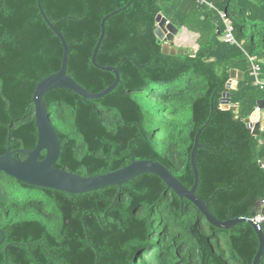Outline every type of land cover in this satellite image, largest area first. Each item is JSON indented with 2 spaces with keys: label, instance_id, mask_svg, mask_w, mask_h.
Here are the masks:
<instances>
[{
  "label": "trees",
  "instance_id": "16d2710c",
  "mask_svg": "<svg viewBox=\"0 0 264 264\" xmlns=\"http://www.w3.org/2000/svg\"><path fill=\"white\" fill-rule=\"evenodd\" d=\"M39 3L69 47L67 74L92 93L115 80L113 72L91 62V55L102 18L123 8L105 21L96 55L98 64L118 67L117 86L97 99L66 88L44 95L62 146L56 167L92 176L134 159H151L191 188V151L204 126L195 154L196 194L204 200L214 194L207 206L220 220L259 213L264 129L253 135L245 119L264 100V88L253 84L249 59L256 58L264 79V0ZM219 11L233 21L239 45L221 39ZM158 13L194 34L187 52L162 51L155 34ZM62 54L38 0H0V155L8 145L35 147L33 93L38 82L60 69ZM232 69L242 71L243 78L229 89L231 106L224 109L221 99ZM0 230L5 236L0 264H252L258 249L251 224L214 227L152 173L121 187L73 194L29 185L0 171Z\"/></svg>",
  "mask_w": 264,
  "mask_h": 264
},
{
  "label": "water",
  "instance_id": "95a60500",
  "mask_svg": "<svg viewBox=\"0 0 264 264\" xmlns=\"http://www.w3.org/2000/svg\"><path fill=\"white\" fill-rule=\"evenodd\" d=\"M38 8L47 24L59 37L63 46L61 66L58 71L48 75L40 82H38L33 93L34 115L38 136L35 147L33 149H11L10 145H8L6 152L0 155V171H3L7 175L14 177L18 181L29 185L51 188L73 194L84 193L100 189L109 185H117L121 187L123 183L135 178L140 174L152 173L160 177L167 185V188L175 192L182 200L187 199L191 203H193L205 216L206 220L214 227L229 229L240 222H247L251 224L252 227L255 229V232L258 237V249L256 251L252 264H259L260 259L264 254V233L261 229L256 228V223L252 219L242 216L220 220L209 210L207 206V202L213 197L214 194L208 200H204L196 194V190L199 185L200 175L195 161V154L197 148L202 146L198 138L204 126L197 131L194 139V145L191 151L190 162L194 175V182L191 188H187L176 176L173 175L171 170H169L161 162L151 159H134L130 164L122 168L92 176H82L68 171L65 168H59L55 166V163L59 158L62 146L58 138L57 130L55 129L50 119L48 108L44 100V95L48 91L53 89L66 88L78 93L84 98L97 99L111 92L117 86L120 80L118 67H115L113 65L103 66L98 64L96 61V55L98 53L101 41L105 35V21L110 16L121 11L123 8L117 9L105 15L101 20V34L93 49L91 55V62L97 68L113 72L115 75V80L107 88L95 93L86 90L69 74H67V62L69 53V47L67 45V42L62 33L46 16L45 12L41 8L39 0ZM156 25L157 27L155 30V34L158 39L162 41V51L164 53H169L172 55L177 54L179 52L178 47L175 46L172 42V39L177 34L170 35L168 25L177 28V32L179 31L178 27L171 23L167 19V17H165L161 13H158L156 16ZM166 43L170 45L168 49H166ZM190 53L191 55H194L195 51L191 50ZM242 78V71L236 69L231 70L230 77L226 83V90L223 93V98L221 99L222 108L228 109L231 106L229 104V89L233 87L232 81L240 80ZM257 106L261 109H264V100H258ZM261 116V113L254 111L250 115V117L245 119L246 123H248L252 127L253 135H260L262 132L260 121ZM43 150L46 151L45 156L43 158H40L41 151ZM16 153H22L24 155V158H19L15 156ZM256 210L259 211L258 208H256ZM260 210L262 213H264V207ZM0 232L2 233V239L0 240L1 245L5 236L1 230Z\"/></svg>",
  "mask_w": 264,
  "mask_h": 264
},
{
  "label": "built area",
  "instance_id": "2783aa9c",
  "mask_svg": "<svg viewBox=\"0 0 264 264\" xmlns=\"http://www.w3.org/2000/svg\"><path fill=\"white\" fill-rule=\"evenodd\" d=\"M200 2H205L206 0H199ZM219 15L223 21L224 29L221 34V39L225 42L231 43V44H236L239 45L238 41L234 37L233 34V28L234 24L233 21L227 17L226 13L224 11H219ZM251 61V71L250 74L254 78L253 84L260 87L264 88V79H261L260 77V65L256 62L255 57H249ZM264 109L259 108L256 106L255 111L261 113V111ZM248 127L252 130V127L247 123ZM255 223H256V228L261 229V223L264 222V213L260 212L258 213L254 218H251Z\"/></svg>",
  "mask_w": 264,
  "mask_h": 264
},
{
  "label": "rangeland",
  "instance_id": "374dc122",
  "mask_svg": "<svg viewBox=\"0 0 264 264\" xmlns=\"http://www.w3.org/2000/svg\"><path fill=\"white\" fill-rule=\"evenodd\" d=\"M194 39L195 36H189L188 32L185 34L183 29H180L172 39V42L174 45H177L179 52H187L188 48L192 47Z\"/></svg>",
  "mask_w": 264,
  "mask_h": 264
},
{
  "label": "crops",
  "instance_id": "0c3cea01",
  "mask_svg": "<svg viewBox=\"0 0 264 264\" xmlns=\"http://www.w3.org/2000/svg\"><path fill=\"white\" fill-rule=\"evenodd\" d=\"M179 32V31H178ZM183 32L186 34L188 31H185V30H183ZM189 33V36H194V34H192V33H190V32H188ZM165 46H166V49H168L169 48V44L168 43H166L165 44ZM175 46H177V45H175ZM237 81L238 80H233L232 81V83H233V87L232 88H235L236 87V85H237ZM255 111V110H254ZM261 118H260V121L262 122V120H263V118H264V110H262L261 111ZM263 130V129H262ZM264 207V202H259L258 203V205H257V208L259 209V213L261 212V210L260 209H262Z\"/></svg>",
  "mask_w": 264,
  "mask_h": 264
},
{
  "label": "bare ground",
  "instance_id": "6f19581e",
  "mask_svg": "<svg viewBox=\"0 0 264 264\" xmlns=\"http://www.w3.org/2000/svg\"><path fill=\"white\" fill-rule=\"evenodd\" d=\"M168 28H169L170 35H175V34L178 33V32H177V28H175L174 26H170V25H168ZM176 32H177V33H176ZM261 128L264 129V118H263V120H262V122H261Z\"/></svg>",
  "mask_w": 264,
  "mask_h": 264
}]
</instances>
